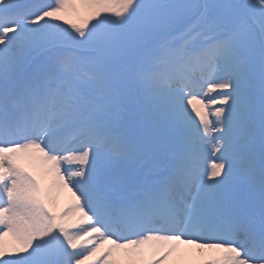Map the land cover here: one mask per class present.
Instances as JSON below:
<instances>
[{
  "label": "snow or ice",
  "instance_id": "1",
  "mask_svg": "<svg viewBox=\"0 0 264 264\" xmlns=\"http://www.w3.org/2000/svg\"><path fill=\"white\" fill-rule=\"evenodd\" d=\"M0 264H264V0H0Z\"/></svg>",
  "mask_w": 264,
  "mask_h": 264
},
{
  "label": "rangeland",
  "instance_id": "2",
  "mask_svg": "<svg viewBox=\"0 0 264 264\" xmlns=\"http://www.w3.org/2000/svg\"><path fill=\"white\" fill-rule=\"evenodd\" d=\"M73 18H75V17H73ZM93 22H95V21H93ZM89 26H91V25H89ZM212 159H215V156L212 155V154L209 152V153L206 155L205 160L203 161L204 165L207 166L208 161H209V160H212ZM70 196H71V194H69L68 196H66V200L69 199V201H70V200H71V197H70ZM61 199H63V198H60L59 201H62Z\"/></svg>",
  "mask_w": 264,
  "mask_h": 264
},
{
  "label": "bare ground",
  "instance_id": "3",
  "mask_svg": "<svg viewBox=\"0 0 264 264\" xmlns=\"http://www.w3.org/2000/svg\"><path fill=\"white\" fill-rule=\"evenodd\" d=\"M75 19V18H74ZM70 193H68L66 190L65 192L60 196L61 198H64L65 196L69 195Z\"/></svg>",
  "mask_w": 264,
  "mask_h": 264
}]
</instances>
